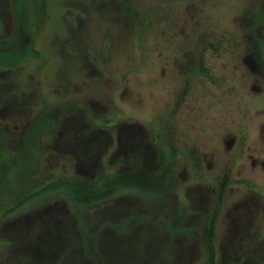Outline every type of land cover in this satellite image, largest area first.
I'll return each instance as SVG.
<instances>
[{
    "label": "flooded vegetation",
    "instance_id": "flooded-vegetation-1",
    "mask_svg": "<svg viewBox=\"0 0 264 264\" xmlns=\"http://www.w3.org/2000/svg\"><path fill=\"white\" fill-rule=\"evenodd\" d=\"M35 1L30 8L33 20L43 12V2ZM197 1L182 4L179 0H166L160 4L162 11L155 14V21L144 24L140 22L141 10L126 0L115 2L125 28L135 25L136 43L140 45L137 56L140 70L135 73L143 79L137 102L125 103L124 118L114 119L113 114L119 110L114 97H108L104 107L99 105L96 110L78 102L46 104L21 128L16 148L10 153L3 147L0 123V217L15 214L22 216L20 219L27 218L23 225H14L6 232H2L5 227H0V238L9 242L8 257L15 260L7 264H45L47 250L55 252L54 245L60 242L65 225L69 230L88 228L83 216L86 210L68 202L62 194H47L50 186L61 182L99 185L114 175L130 184L150 183L163 189L162 194L173 191L177 200L174 214L164 220L153 215L163 196L147 198L126 192L125 226L117 222L121 214H115L111 220L117 224L114 227L118 235L125 233L127 239L137 225L149 222L159 239L156 248H164L167 259L176 249L184 253L201 250L207 264H222L218 254L226 263L234 252L242 249L235 240L244 237L241 232L247 234L251 225L248 222L256 218L258 210H253L255 203L249 198L227 205L226 195L235 189L254 192L258 186L252 175L260 173L264 177V105L254 103L264 93V0L248 5L243 14L235 15L228 23H222L205 8L209 0H201V5ZM179 5L192 8L195 13L189 21L187 37L171 33L169 20L178 19L175 12ZM22 6L26 12L24 0ZM203 12L207 15L200 17ZM151 28L160 37L145 39ZM62 44L66 55L68 44L66 41ZM104 44L107 49L111 40L106 39ZM6 45L7 39L0 37V53L6 52ZM29 49L25 54L34 52V48ZM74 57L68 55V66L75 64ZM103 58L111 60L107 50ZM13 62L0 59V74L3 75L2 68ZM92 62L89 63L95 68L99 60ZM144 67L146 77L141 75ZM131 73L125 71V85L130 84ZM114 105L117 109L112 108ZM51 139H55L61 158L82 167L83 176L87 177L71 176L57 168L46 169L42 154L44 142ZM105 158H110L109 168ZM144 160L146 169L140 166ZM183 190L199 191L191 201V210L188 194ZM55 196L64 205L78 209L79 215L70 209L56 210L54 206H50L53 211L50 216L42 213L45 207L35 211L40 203ZM179 196L183 198L181 203ZM132 208L142 213L143 218L129 220ZM146 209L148 214L144 215ZM223 214L228 219V234L220 241L218 229ZM155 217L157 223L153 221ZM107 219L100 220L103 226L107 225ZM100 239L101 235L94 255L104 253ZM178 239L189 242L183 245ZM249 248L257 254L256 264H264L259 246ZM26 257L29 259L24 261ZM92 257V261L97 258ZM128 259L125 255V264H129ZM235 264L252 263L239 257Z\"/></svg>",
    "mask_w": 264,
    "mask_h": 264
},
{
    "label": "rangeland",
    "instance_id": "rangeland-1",
    "mask_svg": "<svg viewBox=\"0 0 264 264\" xmlns=\"http://www.w3.org/2000/svg\"><path fill=\"white\" fill-rule=\"evenodd\" d=\"M34 1L24 0L27 10L25 12L22 11L23 0H0V28H2L0 37L7 39L6 52L1 57L15 61L20 58L19 54L25 55L19 63L7 64L5 68H2L3 75L0 74V123L4 134L3 147L8 153L13 152V149L16 148L21 128L44 105L78 102L87 108L96 110L100 107L99 105L104 107L108 97H114L115 105L119 107V110L113 114L116 120L125 117V103L137 102V94L143 81L142 77L135 73L140 70L137 57L140 45L138 42L136 43L138 35L135 25L131 24L128 29L125 28V20L121 13L115 10L117 0H39L43 2V12L38 15L36 20H33L30 8L34 6ZM122 1L125 3V0ZM126 1L136 10H141L140 22L144 24L155 21V14L162 11L160 4L163 5L166 0ZM200 1L198 0L196 3L201 5ZM209 1V5L206 4L205 8L214 13L222 23H228L235 15L243 14L244 8L256 0ZM180 2L185 4L187 0H179ZM177 11L175 13L178 19L169 20L172 22L171 33L176 37H187L190 33L189 21L195 13L192 8L184 9L181 5L177 7ZM204 15L207 14L199 13L200 17ZM147 32L144 35L145 39L160 37L159 33H155L152 28ZM106 39L111 40V45L107 49L104 44ZM65 41L68 44L66 55L64 53L66 49L62 44ZM29 48H34V52L29 51L28 54H25V51L30 50ZM105 50L111 56V60H104ZM70 54H74L76 61L72 67L68 66L67 62ZM97 58L99 63L96 62L97 66L93 68L89 62L93 63V59ZM125 71L133 72L128 74L130 84L127 85H125ZM146 74L147 71L144 67L141 75L146 77ZM254 103L257 106H263L264 93L258 96ZM115 105L112 107L113 109H117ZM44 143L46 147L43 150L42 163L47 170L57 168L71 176H83L84 169L82 167L74 162L68 163L66 159L61 158L55 139L46 140ZM105 159L106 166L109 168L111 166L110 158ZM140 166L147 168L145 160L140 163ZM252 178L258 186L254 192L235 189L226 195L227 205L249 198L255 203L253 210H258V212L254 214L256 218L252 220L253 222H248V226L251 224V227L249 226L250 229L247 227V234L241 232L240 235H244V237L241 240L237 237L235 240L242 249L237 253L234 252L231 258L226 260V263L222 261V255L218 254L222 264H235L239 257L256 264L257 254L249 248L254 244L259 246L260 259L264 263V177L260 173H255ZM183 191L188 194L189 209L191 210L193 208L191 201L198 196L199 191ZM127 197L132 198L131 196ZM177 198L181 203L182 196ZM162 199L158 202L161 205L156 208L162 207L160 209L162 211L155 209L153 215L165 220L174 214L173 205L177 200L174 192L169 190L163 194ZM64 204L60 197L55 196L49 201L40 203L35 211L45 207L46 210L42 213L50 216L53 212L50 206H54L56 210L70 209L76 215L78 214L79 210L74 206ZM129 213L128 219L131 221L143 218L142 213H139L136 208L130 209ZM143 213L147 215V209ZM115 214L122 215L121 218H117L118 221L115 220L124 227L125 194L86 210L83 215L85 224L88 225V228L98 229L97 231L92 232L90 229L82 227L80 230L78 228L69 230L65 225L61 229L62 232L60 231V242H56L54 245L55 252L47 250L45 264H89L93 259L92 255L97 258L91 264H125V255L129 257L127 260L129 264H207L206 256L201 250L195 253H184L181 249H176L177 252L174 250L171 258L167 259L164 248L161 250L156 248L159 239L155 238L156 229L149 222L143 226L141 223V225H137L136 229L129 233L130 236L127 239L125 233L118 235L117 229L114 227L117 224L111 222L114 219L112 216ZM20 217L22 216L15 214L2 215L0 227H5L2 232L8 231L14 225H23L27 218L20 219ZM103 218H108L107 225H102L100 220ZM156 220L155 217L153 221L157 223ZM227 220L224 214L220 218L218 229L220 241L227 237L225 236L228 234ZM244 226L246 225L244 224ZM100 235L104 253L94 255L93 251H95ZM178 240L184 242L183 245H187L189 242L188 239ZM180 245L182 243L178 246ZM8 246V239L1 237L0 264L15 261L8 257ZM126 249L129 250L128 254L125 253ZM27 258L29 259L26 257L24 261Z\"/></svg>",
    "mask_w": 264,
    "mask_h": 264
},
{
    "label": "trees",
    "instance_id": "trees-1",
    "mask_svg": "<svg viewBox=\"0 0 264 264\" xmlns=\"http://www.w3.org/2000/svg\"><path fill=\"white\" fill-rule=\"evenodd\" d=\"M3 54L0 53V59H5L1 57ZM22 59V55H20V58L13 63L16 61V63H19ZM126 192L141 194L147 198H157L163 196L164 190L150 183L143 185L126 183L121 176L114 175L108 181L99 185L87 184L85 182H71L68 184L61 182L59 185L50 186L47 194H62L68 202L74 203L82 211H85L92 205L112 199Z\"/></svg>",
    "mask_w": 264,
    "mask_h": 264
}]
</instances>
